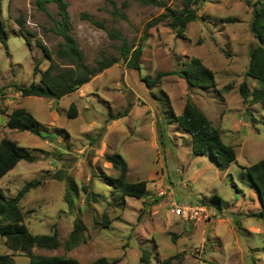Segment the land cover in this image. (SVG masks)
<instances>
[{
    "label": "rangeland",
    "instance_id": "rangeland-1",
    "mask_svg": "<svg viewBox=\"0 0 264 264\" xmlns=\"http://www.w3.org/2000/svg\"><path fill=\"white\" fill-rule=\"evenodd\" d=\"M66 1L70 31L90 67L119 55L121 37L131 46L142 43V53L140 68L128 67L119 56L60 98L22 95L15 85L38 81L49 62L36 38L55 56L62 40L55 30L59 13L53 1L41 6L37 0H0L7 32V47L0 40V108L5 111H0V136L29 147L36 157L19 160L0 177V187L11 196L39 179L19 201L34 233L49 232L54 225L63 240L75 218L86 226L85 240L70 249L60 243L33 250L74 256L80 264L101 255L116 259L113 264H159L169 255L174 256L167 264H264V217L249 214L260 209L259 196L250 179L241 176L242 165L264 157V103L244 99L239 90L244 80L249 91L259 85L246 75L249 49L257 43L250 29L251 2L257 0H203L184 36L164 20L146 26L164 11L160 5ZM165 1L172 7L183 2ZM20 14L23 29L16 20ZM193 56L214 72V86L189 87L174 71L188 66ZM159 72L164 73L156 77ZM187 97L219 128L222 140L234 145L236 160L227 167H218L210 154L195 155L191 135L171 120ZM71 102L77 107L74 117L67 115ZM16 106L40 121L45 137L6 125V112ZM125 109V115L112 118ZM114 152L127 161V180L146 181L144 196L123 195L107 183V176L118 173L106 158ZM69 184L75 193L72 206L65 201ZM89 190L100 194L87 200ZM172 201L203 204L207 218L185 220L173 213ZM105 215L107 225L102 224ZM144 248L149 261L140 259ZM0 252H11L1 234ZM12 258L17 264L29 262L22 253Z\"/></svg>",
    "mask_w": 264,
    "mask_h": 264
},
{
    "label": "trees",
    "instance_id": "trees-1",
    "mask_svg": "<svg viewBox=\"0 0 264 264\" xmlns=\"http://www.w3.org/2000/svg\"><path fill=\"white\" fill-rule=\"evenodd\" d=\"M43 6L46 2L53 1L57 5L59 17L55 21V30L61 34L62 40L53 52L39 39L36 44L42 49L48 59V65L40 71L38 81L32 80L29 85H15L22 95H41L52 98H60L68 94L82 84L88 82L96 73L112 65L119 60V56L126 62L128 67L140 68L139 57L142 53V43L131 46L124 37L119 49V55H112L101 60L97 66L90 67L85 60L81 47H79L74 35L69 27L68 2L66 0H37ZM144 3L160 5L164 8L160 14L148 21L147 25L157 24L159 21H166L174 30L177 36H184L186 24L197 18L198 3L203 0H183L181 7H172L165 0H140ZM253 6L250 29L257 39V43L249 49V62L246 75L258 81L259 85L251 91L248 90L247 82L240 83L239 90L244 99L252 102L264 103V0L251 2ZM19 29H23L24 18L20 14L16 17ZM101 24V23H100ZM22 34V33H21ZM114 35H118L115 33ZM143 35H146V31ZM7 32L0 20V40L6 44ZM188 66L174 70L178 72L187 82L189 87H209L214 86V72L202 63L197 56L191 57ZM168 73L171 71H167ZM37 73V67L33 69ZM164 72H159L158 76ZM150 84V81H148ZM230 84L225 88H230ZM2 95V94H0ZM250 98V99H248ZM0 111L5 112L2 108ZM77 107L74 102L69 104L67 115L74 117ZM127 113L117 112L112 118H118ZM6 125L19 130H29L35 134L45 137L43 125L24 106H16L10 112H6ZM178 126L191 135V151L195 155L210 154L218 167L225 168L236 160L234 145L224 142L218 127L213 125L210 118L189 97L180 113L174 114L173 118ZM254 121L255 118L252 117ZM106 158L118 170L115 176H107V183L116 188L123 195L142 197L146 194V181L144 179L129 181L126 178L127 161L118 152L109 153ZM34 161L36 159L32 150L24 145H20L16 140L8 136H0V177L7 173L15 164L21 160ZM242 177H248L258 193L260 209L251 211L249 214L264 217V157L248 164L242 165ZM55 176H59L56 171ZM39 179L27 181L14 195H6L0 187V234L5 238V244L11 250L9 253L0 252V264H15L12 255L22 253L29 257V264H80L74 256L64 254L35 252L33 247L53 249L63 243L66 249H70L79 242L85 240L86 226L78 218H75L73 228L66 238L61 240L57 228L53 225L49 232L34 233L26 222L25 211L19 201L23 195L31 188L39 184ZM85 188V187H84ZM73 186L69 184L65 193V201L72 206L75 201ZM86 199L96 198L100 193L88 191ZM108 217L105 215L102 224L107 225ZM148 250L143 249L140 259L149 261ZM174 255H169L162 259L159 264H167ZM117 260L110 259L105 255L94 258L88 264H113Z\"/></svg>",
    "mask_w": 264,
    "mask_h": 264
},
{
    "label": "built area",
    "instance_id": "built-area-1",
    "mask_svg": "<svg viewBox=\"0 0 264 264\" xmlns=\"http://www.w3.org/2000/svg\"><path fill=\"white\" fill-rule=\"evenodd\" d=\"M172 211L185 220L207 218L206 207L203 204L176 203L172 201Z\"/></svg>",
    "mask_w": 264,
    "mask_h": 264
},
{
    "label": "crops",
    "instance_id": "crops-1",
    "mask_svg": "<svg viewBox=\"0 0 264 264\" xmlns=\"http://www.w3.org/2000/svg\"><path fill=\"white\" fill-rule=\"evenodd\" d=\"M29 261V260H28ZM15 264H17L16 262H15ZM28 264H29V262H28Z\"/></svg>",
    "mask_w": 264,
    "mask_h": 264
}]
</instances>
